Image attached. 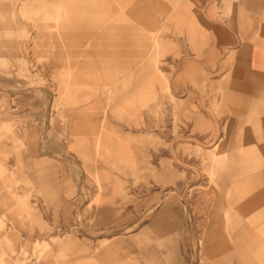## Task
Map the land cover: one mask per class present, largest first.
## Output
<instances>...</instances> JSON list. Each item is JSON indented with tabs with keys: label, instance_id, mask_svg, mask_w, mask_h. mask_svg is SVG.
Masks as SVG:
<instances>
[{
	"label": "rangeland",
	"instance_id": "obj_1",
	"mask_svg": "<svg viewBox=\"0 0 264 264\" xmlns=\"http://www.w3.org/2000/svg\"><path fill=\"white\" fill-rule=\"evenodd\" d=\"M247 22L244 0H0V264H264V211L251 238L235 213L264 172Z\"/></svg>",
	"mask_w": 264,
	"mask_h": 264
},
{
	"label": "crops",
	"instance_id": "obj_2",
	"mask_svg": "<svg viewBox=\"0 0 264 264\" xmlns=\"http://www.w3.org/2000/svg\"><path fill=\"white\" fill-rule=\"evenodd\" d=\"M244 2L246 3L248 19V37L247 42L241 51V61L244 62L246 66V73L242 79L241 90L244 100L248 106L246 109L243 107L241 113H249V109H252V113L259 116L261 129L264 130V0H244ZM77 10L78 9L73 7L69 8L66 6H59L57 7V12L54 16L71 22V19L75 18V15L72 14ZM70 12H72V14H70ZM48 16L53 17V15ZM75 28L79 33L78 35H85L83 32L80 33L82 30V26L80 24H76ZM230 143L231 141L227 144L229 145ZM260 146H264V144H260ZM219 149L220 143H217L213 149V152L211 153V158H218L220 156V154L217 152ZM258 188L259 190H257ZM235 211L236 217L240 224H250V217L254 214L256 222V219L259 217V215H261V212L264 211V172L255 175V196H251L243 203L238 204L235 207ZM216 218L221 222V224H219L220 227L226 225L233 228L231 216L229 213H227V211L222 216V219H219V216H216ZM223 221H227V223H222ZM213 225L215 224H211L209 226ZM246 228H250L249 236L251 238L254 233V229L251 226H247ZM240 236H242V234H240ZM263 243L264 220L257 225L255 224V244ZM234 248L235 247L232 243H228L225 246L220 245L221 250L230 251L231 253L237 252V249ZM253 252L254 250L252 249V255ZM261 253L262 255L260 257L264 258V251L261 250ZM255 264L257 263L255 262Z\"/></svg>",
	"mask_w": 264,
	"mask_h": 264
},
{
	"label": "bare ground",
	"instance_id": "obj_3",
	"mask_svg": "<svg viewBox=\"0 0 264 264\" xmlns=\"http://www.w3.org/2000/svg\"><path fill=\"white\" fill-rule=\"evenodd\" d=\"M153 43H154V42H153ZM212 159H213V160H216L217 157H213ZM210 227H211V226H210ZM211 228H212V227H211ZM239 236H240V234L235 236V238H237V241H236L237 243H236V245H238V242H239ZM209 242H211V241H209Z\"/></svg>",
	"mask_w": 264,
	"mask_h": 264
}]
</instances>
